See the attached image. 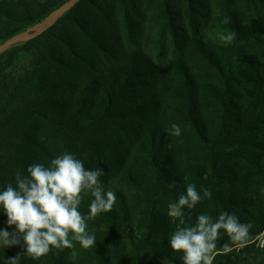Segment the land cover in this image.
Listing matches in <instances>:
<instances>
[{
    "label": "trees",
    "instance_id": "16d2710c",
    "mask_svg": "<svg viewBox=\"0 0 264 264\" xmlns=\"http://www.w3.org/2000/svg\"><path fill=\"white\" fill-rule=\"evenodd\" d=\"M67 1L0 0V43ZM65 152L102 168L116 203L86 219L93 247L73 240L20 264H184L172 234L222 212L252 227L229 253L221 230L213 264H264V0H79L0 53V192ZM189 184L211 195L180 225L167 206ZM14 228L0 208V229ZM22 251L0 247V264Z\"/></svg>",
    "mask_w": 264,
    "mask_h": 264
},
{
    "label": "clouds",
    "instance_id": "9594fccd",
    "mask_svg": "<svg viewBox=\"0 0 264 264\" xmlns=\"http://www.w3.org/2000/svg\"><path fill=\"white\" fill-rule=\"evenodd\" d=\"M235 38V32L220 36V40L226 43ZM181 132L178 124L171 125L172 136L179 137ZM27 173L22 175L18 171L15 187L9 184L0 192V208L6 214L7 224L15 226L12 231L0 229V247L19 246L21 240L24 246V251L7 259L8 264H20L22 253L38 260L51 249L72 248L73 240L84 249L93 247L96 238L86 232V219L93 220L102 212H110L117 199L115 192L106 191L100 182L104 170L100 167L86 170L81 160L65 152L52 159L47 167L44 164L29 166ZM82 194L93 197L87 217L78 211ZM210 195L205 191L201 196L195 186L189 184L186 194L181 195L178 202L168 204L167 214L180 225H185L183 209H194ZM251 227L227 212H222L214 223L208 215L200 214L194 225L179 227L169 244L174 252L183 253L184 264H213L216 242L222 238L221 230L231 241V244L224 243L222 248L224 253H229L233 246L243 248L247 244ZM69 233L72 234L71 240Z\"/></svg>",
    "mask_w": 264,
    "mask_h": 264
},
{
    "label": "water",
    "instance_id": "95a60500",
    "mask_svg": "<svg viewBox=\"0 0 264 264\" xmlns=\"http://www.w3.org/2000/svg\"><path fill=\"white\" fill-rule=\"evenodd\" d=\"M79 0H68L58 8L50 12L45 19L35 25L32 28H28L24 31L14 34L10 38L6 39L4 42L0 43V53L9 49L16 43L28 41L35 38L36 36L43 33L45 30L54 25V23L70 8H72Z\"/></svg>",
    "mask_w": 264,
    "mask_h": 264
},
{
    "label": "built area",
    "instance_id": "2783aa9c",
    "mask_svg": "<svg viewBox=\"0 0 264 264\" xmlns=\"http://www.w3.org/2000/svg\"><path fill=\"white\" fill-rule=\"evenodd\" d=\"M257 245L259 246V247H263L264 246V237L262 236V237H259L258 239H257Z\"/></svg>",
    "mask_w": 264,
    "mask_h": 264
},
{
    "label": "rangeland",
    "instance_id": "374dc122",
    "mask_svg": "<svg viewBox=\"0 0 264 264\" xmlns=\"http://www.w3.org/2000/svg\"><path fill=\"white\" fill-rule=\"evenodd\" d=\"M264 237V231L257 237V239L259 238V237ZM257 239H256V242H257ZM256 246H257V243H256Z\"/></svg>",
    "mask_w": 264,
    "mask_h": 264
}]
</instances>
